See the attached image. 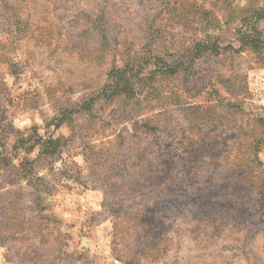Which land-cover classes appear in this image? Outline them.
<instances>
[{
  "label": "rangeland",
  "instance_id": "rangeland-1",
  "mask_svg": "<svg viewBox=\"0 0 264 264\" xmlns=\"http://www.w3.org/2000/svg\"><path fill=\"white\" fill-rule=\"evenodd\" d=\"M0 264H264V0H0Z\"/></svg>",
  "mask_w": 264,
  "mask_h": 264
}]
</instances>
